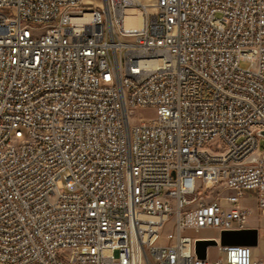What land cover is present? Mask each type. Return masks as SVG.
I'll return each instance as SVG.
<instances>
[{"label": "built area", "instance_id": "obj_1", "mask_svg": "<svg viewBox=\"0 0 264 264\" xmlns=\"http://www.w3.org/2000/svg\"><path fill=\"white\" fill-rule=\"evenodd\" d=\"M261 131L264 0H0V264H264Z\"/></svg>", "mask_w": 264, "mask_h": 264}, {"label": "water", "instance_id": "obj_2", "mask_svg": "<svg viewBox=\"0 0 264 264\" xmlns=\"http://www.w3.org/2000/svg\"><path fill=\"white\" fill-rule=\"evenodd\" d=\"M264 137V131L259 133ZM221 244L224 246H250L257 247L259 244V230L249 228L244 230L223 231L221 233ZM214 239H198L196 241V253L198 258L205 260L210 247L217 246Z\"/></svg>", "mask_w": 264, "mask_h": 264}, {"label": "rangeland", "instance_id": "obj_3", "mask_svg": "<svg viewBox=\"0 0 264 264\" xmlns=\"http://www.w3.org/2000/svg\"><path fill=\"white\" fill-rule=\"evenodd\" d=\"M95 2H100L102 0H94ZM242 67L247 66L246 63H242L241 64ZM138 112H141L143 114V116L145 118H151L152 116H154V111L152 109H144V110H138ZM261 146L264 148V140L261 141ZM248 206L254 211L255 209V204L254 202H249ZM249 225L253 226V227H258L261 229V240L258 244V247L256 248V253H259V257H263L264 258V219H262L260 216L256 215L255 213L252 214V216L249 219ZM169 227L166 229L165 232L169 231ZM190 235L194 236V237H215L217 235V233L215 231H211V230H202L199 233L196 232H190ZM214 249L210 250V257L213 258L214 257Z\"/></svg>", "mask_w": 264, "mask_h": 264}, {"label": "bare ground", "instance_id": "obj_4", "mask_svg": "<svg viewBox=\"0 0 264 264\" xmlns=\"http://www.w3.org/2000/svg\"><path fill=\"white\" fill-rule=\"evenodd\" d=\"M130 13L133 14L134 12H130ZM132 24L137 25V26L140 25L139 16L138 17L136 16L135 18L132 19ZM9 137L10 138H17V129H10L9 130Z\"/></svg>", "mask_w": 264, "mask_h": 264}, {"label": "crops", "instance_id": "obj_5", "mask_svg": "<svg viewBox=\"0 0 264 264\" xmlns=\"http://www.w3.org/2000/svg\"><path fill=\"white\" fill-rule=\"evenodd\" d=\"M248 204H249V202H248ZM259 253H257V255H258ZM259 256V255H258Z\"/></svg>", "mask_w": 264, "mask_h": 264}]
</instances>
